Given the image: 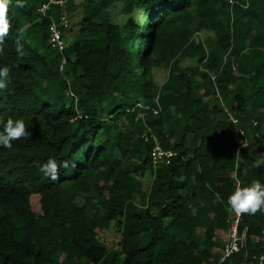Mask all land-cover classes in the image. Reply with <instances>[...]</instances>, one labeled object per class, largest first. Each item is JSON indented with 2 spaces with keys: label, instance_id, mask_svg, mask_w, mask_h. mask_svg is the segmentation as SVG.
<instances>
[{
  "label": "trees",
  "instance_id": "1",
  "mask_svg": "<svg viewBox=\"0 0 264 264\" xmlns=\"http://www.w3.org/2000/svg\"><path fill=\"white\" fill-rule=\"evenodd\" d=\"M47 1L18 8L13 0L0 54L10 69L0 113L22 117L30 133L0 146V264H218L238 147L224 107L251 141L242 186L264 183V166H252L264 154V0H82L63 53L38 12ZM117 3L123 24L112 22ZM73 6L49 10L57 20L68 15L65 41ZM201 31L212 36L199 41ZM162 66L168 75L159 84L153 71ZM138 102L161 110L136 109ZM145 132L176 153L169 165L153 166ZM49 158L75 167H61L52 181L39 171ZM113 223L121 241L109 249L100 233ZM244 228L245 248L223 264L262 251L264 213L243 215Z\"/></svg>",
  "mask_w": 264,
  "mask_h": 264
},
{
  "label": "clouds",
  "instance_id": "2",
  "mask_svg": "<svg viewBox=\"0 0 264 264\" xmlns=\"http://www.w3.org/2000/svg\"><path fill=\"white\" fill-rule=\"evenodd\" d=\"M12 3L13 0H0V54L4 52L5 38L12 29V24L8 18ZM15 5L18 8H23L25 6L24 0H15ZM23 33L24 29H19L20 37L23 36ZM15 52L19 56L24 55L23 44L20 42L19 37L15 42ZM9 83L10 69L6 66L0 67V91L6 90ZM29 135L28 125L22 117L8 115L5 118V115L0 113V146L10 149L14 141L25 139ZM241 147L247 148V143L241 142ZM236 154L239 155V150H237ZM252 166L254 168L264 166V154H261ZM61 167L64 169L74 168L75 164L70 165L67 160L58 163L56 159L49 158L39 166V171L44 177L56 181L59 179ZM226 203L228 210L237 216L264 213V183L259 179H253L247 186H242L237 182L234 191L227 197Z\"/></svg>",
  "mask_w": 264,
  "mask_h": 264
},
{
  "label": "built area",
  "instance_id": "3",
  "mask_svg": "<svg viewBox=\"0 0 264 264\" xmlns=\"http://www.w3.org/2000/svg\"><path fill=\"white\" fill-rule=\"evenodd\" d=\"M67 0H49L43 3L38 12L46 19L50 21L49 23V31H50V43L54 49H57L59 52L63 53L66 49L67 43L63 36V32L66 29L70 28V21L67 14H63L58 20L55 19L51 14H49V10L51 9L52 5H64ZM66 63V60L63 59L61 70L63 69V65ZM214 79V77H213ZM136 109H140L143 111L152 112L154 114H158L160 112V107L157 108L153 107L150 104H145L142 102H138L135 105ZM226 114L229 116V120L231 122V129L232 133L238 141L237 150H239V155L236 154V159L234 163V168L232 172V176L235 180V185L239 182L242 185L241 177L239 176V168L240 164L243 160V152L250 148L251 141L250 137L247 133L246 128L239 122L237 118H235L229 111L224 107ZM258 125L257 121H253V126L256 127ZM142 137L145 139L146 142L153 140L155 143L154 148L151 152V162L154 167L159 166L161 164L169 165L171 160L176 156V153L171 149H164L162 148L157 138L154 135H149L148 132H145ZM260 137L259 132L254 133V139H258ZM241 142L247 143V148L241 147ZM236 150V152H237ZM231 225L228 231L227 237L224 240L223 246V253L220 257L218 264H223L225 261L231 259L238 253H241L246 246L247 242V228L244 230H240V224L242 222L243 216H237L231 213ZM262 235L264 236V229L262 230ZM255 243L260 244V238L254 237L253 239ZM248 259L249 263H248ZM243 264H264V245L261 252L258 254L253 255L252 257L245 256V260Z\"/></svg>",
  "mask_w": 264,
  "mask_h": 264
},
{
  "label": "rangeland",
  "instance_id": "4",
  "mask_svg": "<svg viewBox=\"0 0 264 264\" xmlns=\"http://www.w3.org/2000/svg\"><path fill=\"white\" fill-rule=\"evenodd\" d=\"M82 0H74V6L73 8L75 9L72 14H70L71 18V33L67 35L66 38V43L69 44L71 42V39L73 36L76 34L77 29H78V24L81 20L82 16ZM122 4L117 3L113 9L111 10L112 14V22L116 24H123L128 17L123 15L122 12ZM140 15L137 13L136 18L139 19ZM212 36L211 32H205L201 31L200 33L197 34L196 38L197 40H206ZM196 62L194 60H187L184 62V66L187 65H194ZM154 78L157 83L161 84L163 83L168 75L167 68L162 66L161 68H156L154 69ZM70 101V99H68ZM150 175V174H148ZM151 179V177H150ZM149 180V179H148ZM149 183V182H147ZM31 203H32V208L35 212H40V195L38 194H33L31 198ZM90 215L93 214L92 210L88 211ZM100 238L103 240L104 244L109 248H115L119 246V243L121 241V231L117 227L116 223H113L110 229L104 230L103 232L100 233Z\"/></svg>",
  "mask_w": 264,
  "mask_h": 264
}]
</instances>
